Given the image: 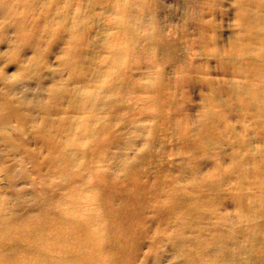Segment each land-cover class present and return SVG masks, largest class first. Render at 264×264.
Returning <instances> with one entry per match:
<instances>
[{"label": "clouds", "instance_id": "9594fccd", "mask_svg": "<svg viewBox=\"0 0 264 264\" xmlns=\"http://www.w3.org/2000/svg\"><path fill=\"white\" fill-rule=\"evenodd\" d=\"M0 264H264V0H0Z\"/></svg>", "mask_w": 264, "mask_h": 264}]
</instances>
